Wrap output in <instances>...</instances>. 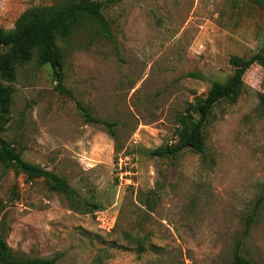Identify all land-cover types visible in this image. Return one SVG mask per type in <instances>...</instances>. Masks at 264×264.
Masks as SVG:
<instances>
[{
	"label": "rangeland",
	"instance_id": "374dc122",
	"mask_svg": "<svg viewBox=\"0 0 264 264\" xmlns=\"http://www.w3.org/2000/svg\"><path fill=\"white\" fill-rule=\"evenodd\" d=\"M65 1L0 0V27ZM99 1L117 46L91 21L58 39L73 97L59 93L51 67L36 59L1 81L13 89L3 138L101 208L91 212L45 178L0 163V236L15 256L59 255L56 264H231L238 243L264 264V56L236 102L212 109L205 154H149L177 146L190 105L233 74L231 56L264 47V8L247 0ZM80 107L115 122L117 141Z\"/></svg>",
	"mask_w": 264,
	"mask_h": 264
},
{
	"label": "trees",
	"instance_id": "16d2710c",
	"mask_svg": "<svg viewBox=\"0 0 264 264\" xmlns=\"http://www.w3.org/2000/svg\"><path fill=\"white\" fill-rule=\"evenodd\" d=\"M264 8V0H247ZM105 2L99 0H66L54 7L37 6L26 10L16 20L11 30L0 27V163L7 169H13L16 175L25 174L30 179L45 178L52 191L63 194L69 201L82 203L91 212L101 207L96 203L84 202L64 177L38 164L29 162L5 138L8 116L12 105L13 89L3 80H15L19 67H24L33 59L39 68L50 66L57 82L56 89L60 94L73 97L72 92L64 85V60L58 39L71 37L86 21L95 23L98 35L117 46L111 23L105 18ZM264 56V47L249 58L233 55L230 65L233 74L226 82H215L207 95L197 106L190 105L187 115L182 117V131L179 143L174 148L158 147L149 151L153 157L179 158L183 151L190 149L199 154L206 152L205 130L214 106L221 101L236 102L244 84V77L251 66ZM87 123L99 125L117 141V124L95 117L85 107H80ZM195 112V115L191 114ZM146 202H149L147 200ZM142 248V247H140ZM141 250V249H140ZM59 255L53 258H23L14 255L5 238L0 236V264H56ZM231 264H258L247 259L238 243Z\"/></svg>",
	"mask_w": 264,
	"mask_h": 264
}]
</instances>
